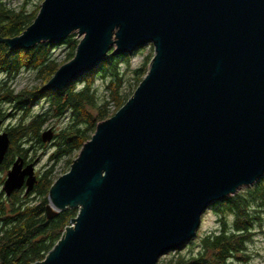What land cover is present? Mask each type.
I'll use <instances>...</instances> for the list:
<instances>
[{
  "label": "water",
  "instance_id": "95a60500",
  "mask_svg": "<svg viewBox=\"0 0 264 264\" xmlns=\"http://www.w3.org/2000/svg\"><path fill=\"white\" fill-rule=\"evenodd\" d=\"M76 31L74 57L46 89L99 67L113 46L118 55L152 43L154 55L51 185L48 218L78 213L31 264H158L196 237L212 203L264 176V0H43L34 21L0 43L30 49ZM2 123L0 165L11 143ZM37 180L19 156L3 190L30 192Z\"/></svg>",
  "mask_w": 264,
  "mask_h": 264
},
{
  "label": "trees",
  "instance_id": "16d2710c",
  "mask_svg": "<svg viewBox=\"0 0 264 264\" xmlns=\"http://www.w3.org/2000/svg\"><path fill=\"white\" fill-rule=\"evenodd\" d=\"M24 0L14 8L6 0H0V34L4 37L20 35L35 19L40 6L30 9ZM79 41L75 34L63 42L71 51L65 61L71 60ZM57 48L49 42H42L30 49L11 50L0 43V75L4 78L0 85V119L13 118L11 124L3 127L11 140L9 150L0 165V182L12 167L17 157H27L48 149L52 164L39 172L34 189L26 192L18 189L7 195L0 192V264H31L43 260L62 236L64 229L78 213V209L68 208L53 218H48V193L55 180V168L60 160L71 167L84 143L91 139L97 124L112 116L126 103L130 95L122 93L125 82L130 77L123 76L119 69L121 62L130 66L127 54L112 55L99 67L80 77L78 81L61 90L46 89V83L64 63H59L50 53ZM147 56L132 75L139 85L147 73L152 59ZM25 69L33 70L43 84L17 91L10 87ZM107 73V77L103 78ZM103 76L106 92L100 93L93 83L94 77ZM127 79V80H126ZM85 87L77 90V84ZM116 105L110 113L111 103ZM34 111L33 106L40 104ZM46 103V105H44ZM13 111H7L8 107ZM97 110V114L94 111ZM70 119L61 129H54L51 142L43 141L44 126L56 118ZM22 157V158H23ZM66 171V170H65ZM65 173V172H64ZM216 215L218 227L201 233L184 249L176 251L169 264H234L244 262L249 254V246L258 228L264 226V176L253 186L236 194L217 200L211 205ZM185 249V250H186Z\"/></svg>",
  "mask_w": 264,
  "mask_h": 264
},
{
  "label": "rangeland",
  "instance_id": "374dc122",
  "mask_svg": "<svg viewBox=\"0 0 264 264\" xmlns=\"http://www.w3.org/2000/svg\"><path fill=\"white\" fill-rule=\"evenodd\" d=\"M6 1H7L9 6L14 7V8L20 7L22 5V3L24 2V0H6ZM42 1L43 0H28L25 4L28 8L34 9L36 6L37 7L41 6ZM72 34H75V39L78 41H80V39L83 38V36L78 35L77 31L72 33ZM71 35H69L68 37H70ZM68 37H66V39ZM66 39L64 40V42L66 41ZM54 46H56L57 48H55V49L52 48L50 50L51 51L50 53L52 54V56L59 63H61V62L66 63L67 61H65V60L67 58V55L71 51L70 46L64 45L63 42L55 43ZM114 47H116V46H113L109 53L112 52ZM124 54H127L128 56H130V62H129L130 66L128 67L125 63L121 62L118 67H119L120 71L123 73V76L127 77V79H128V77H130V78L128 79L127 82H125V84L122 88V93H124L127 96L131 94L130 95V97H131L133 95L134 91L136 90L137 86H138L137 82L135 81L134 77L132 76V75H134L133 71H134V69H136L142 65V63L145 61V59L148 55L149 56L154 55V46L152 43H150V44L143 46L139 49H136L132 52H127ZM119 55H122V54H119ZM149 65H150V63H149ZM92 71H90V72H92ZM147 71H148V69H147ZM102 77L103 76L94 77L93 83H95V87H97L99 89L100 93H105L106 87H105V82L103 81V78L107 77V73L104 75L103 78ZM2 78H4V77L2 75H0V85L3 82ZM41 84H43V82L41 81V79L37 78L36 72L33 70H28V69L23 70L21 72V74H19L14 80L10 81V83H9V85H11L10 87L15 88L17 91H19L21 89H29V88L34 87V86H39ZM76 87H77V90H80L81 88L85 87V84L83 81H81L79 84H77ZM40 105H41V103L35 104L33 106L34 111L40 110L41 109ZM44 105H46V103ZM5 107H8V106L5 105ZM115 107H116V105L112 102L110 105V113H112L114 111ZM7 111L11 113L13 111V109L11 107H8ZM94 114L95 115L97 114V110L94 111ZM12 119L13 118H11V117L5 118L3 120L2 127L5 128L9 124H11V122L13 121ZM69 119L70 118L68 116H66L64 118H58V119L56 118L55 120H51L48 124H46L43 129H44V131L49 129V128H51L53 131L55 128L57 130L61 129L62 127H64L67 124ZM45 142L47 144V143L51 142V140H48ZM47 150L48 149L41 150V151L37 152L36 154L34 152L30 153L27 155L26 158L21 156L24 159V167H26L29 164H33L34 171H35L37 178H38L39 172L43 171L44 169L46 170L52 164L51 160H49V158H48V151ZM68 170H69V167L67 166L65 161L60 160L59 163L56 165V168H55V175H54L55 180L61 174H63L64 172H67ZM6 177H7V173H6V176L4 178L6 179ZM254 184H252L250 186H253ZM250 186H244V187L240 188L238 191H241V190H243L247 187H250ZM21 189H24L26 191V186L22 187ZM1 190H3V183L2 182H0V192H1ZM70 224H71V222H70ZM217 227H218V224H217L216 215L214 214L213 210H211V206H210L204 212V214L202 216V224L199 228V231H198L196 237L193 238L189 243H187L182 248V249H184L183 251L188 252V249H186L185 247H187L188 244H190L193 240H195L199 234L205 233L207 231L215 230ZM63 232H62V234H63ZM249 247H250L249 248L250 254H249L248 258L244 262H240V260H237V262L234 264H264V226L261 228H258L257 233L254 236V240L250 244ZM179 250L180 249H178L176 251H179ZM176 251H171V252L167 253L165 256L161 257L158 264H169V260L172 259V257L174 255H176L175 254Z\"/></svg>",
  "mask_w": 264,
  "mask_h": 264
}]
</instances>
